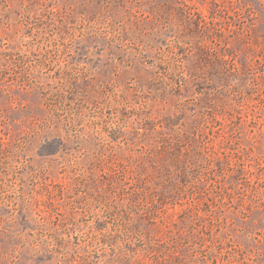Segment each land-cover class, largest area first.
<instances>
[{
	"label": "rangeland",
	"instance_id": "rangeland-1",
	"mask_svg": "<svg viewBox=\"0 0 264 264\" xmlns=\"http://www.w3.org/2000/svg\"><path fill=\"white\" fill-rule=\"evenodd\" d=\"M0 264H264V0H0Z\"/></svg>",
	"mask_w": 264,
	"mask_h": 264
}]
</instances>
